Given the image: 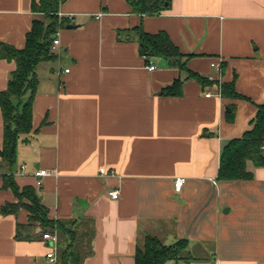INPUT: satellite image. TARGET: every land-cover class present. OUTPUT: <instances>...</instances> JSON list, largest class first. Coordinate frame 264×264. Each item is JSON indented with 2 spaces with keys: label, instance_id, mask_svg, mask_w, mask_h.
I'll return each instance as SVG.
<instances>
[{
  "label": "crops",
  "instance_id": "obj_1",
  "mask_svg": "<svg viewBox=\"0 0 264 264\" xmlns=\"http://www.w3.org/2000/svg\"><path fill=\"white\" fill-rule=\"evenodd\" d=\"M32 2L0 0L1 42L25 46L39 16ZM59 15L67 22L57 58L37 68L33 128L14 165L0 156V264H58L47 253L69 247L70 230L80 264H136L146 235L165 245L186 241L184 256L193 260L165 264H264V167L249 161L251 180L217 179L223 144L249 131L264 103V0H172L157 15L133 12L128 0H64ZM139 27L164 31L190 55L185 70L144 57ZM15 68L0 59V91ZM176 79L182 93L161 95ZM234 80L243 98L219 96ZM3 135L0 109V150ZM39 168L49 171L41 187ZM4 175L35 188L49 219L68 231L43 228L25 208L3 214L18 203ZM114 189L118 199L109 196ZM44 233H56L57 244Z\"/></svg>",
  "mask_w": 264,
  "mask_h": 264
},
{
  "label": "trees",
  "instance_id": "obj_2",
  "mask_svg": "<svg viewBox=\"0 0 264 264\" xmlns=\"http://www.w3.org/2000/svg\"><path fill=\"white\" fill-rule=\"evenodd\" d=\"M64 0H33L32 12L40 17L34 18L31 30L26 34L25 46L16 48L0 41V59L14 61L16 68L11 72L6 90L0 91V109L4 122L3 148L1 158L9 165L16 161L17 146L22 136H27L32 128V106L38 85V66L54 60L57 55L53 51V41L58 30L66 24V19L59 15V8ZM172 0H128L133 12L141 15H157L167 10ZM68 21H70L68 19ZM139 51L146 58H162L170 65L181 70L186 68L184 58L189 56L180 52L169 36L160 31L157 34L145 32L142 27L137 29ZM190 78L202 83L206 79L197 73L189 72ZM221 96L243 98L235 90V80L225 83L220 88ZM182 93V82L176 79L171 86L161 91V95L179 96ZM228 121L234 119V108L226 116ZM264 103L258 106L257 114L252 121V127L242 137L229 140L222 146L218 180H251L253 172L247 169L250 161L256 167H264ZM3 186L11 188L18 198V203L5 205L1 212L12 214L25 208L30 213V220L41 224L54 232L62 234L66 222L53 221L48 217V209L40 200L35 188L31 186L20 188L12 175L3 176ZM27 200L28 202H25ZM69 247L58 252V264H80L72 247L77 241V233L72 230ZM76 240V241H75ZM186 241L179 240L173 245L163 244L157 237L146 235L143 244L137 247L136 264H165L169 261L184 260L190 262L193 258L183 257Z\"/></svg>",
  "mask_w": 264,
  "mask_h": 264
},
{
  "label": "built area",
  "instance_id": "obj_3",
  "mask_svg": "<svg viewBox=\"0 0 264 264\" xmlns=\"http://www.w3.org/2000/svg\"><path fill=\"white\" fill-rule=\"evenodd\" d=\"M69 20L72 22L73 21V17H69ZM60 45V40L58 38V36L54 39L53 41V49L57 48L58 46ZM213 66H215V64H213ZM148 69L150 71H154L156 69V66L154 64H150L148 66ZM66 72H69V70L67 69ZM218 95L220 96L221 93L219 92ZM206 96H210V94H207ZM26 166H22V168H25ZM100 173L101 174H108L109 171H107L105 168H102L100 170ZM34 175L36 177V185L38 187H41L43 185V181H44V178L49 175V171L47 169H42V168H39L37 169L35 172H34ZM185 182V179L184 178H178L175 182V189L176 190H180L183 186ZM109 196L112 198V199H118L119 196H120V191L118 189H114V190H111L109 191ZM43 237L46 239V240H50L53 245L57 244L58 242V235L56 233H44ZM47 258H49L51 261H56V247L52 246L50 248V250L48 251L47 253Z\"/></svg>",
  "mask_w": 264,
  "mask_h": 264
},
{
  "label": "water",
  "instance_id": "obj_4",
  "mask_svg": "<svg viewBox=\"0 0 264 264\" xmlns=\"http://www.w3.org/2000/svg\"><path fill=\"white\" fill-rule=\"evenodd\" d=\"M69 27L74 28L75 26L69 25ZM80 203L82 204V206H85V203L82 200H80Z\"/></svg>",
  "mask_w": 264,
  "mask_h": 264
},
{
  "label": "rangeland",
  "instance_id": "obj_5",
  "mask_svg": "<svg viewBox=\"0 0 264 264\" xmlns=\"http://www.w3.org/2000/svg\"><path fill=\"white\" fill-rule=\"evenodd\" d=\"M38 17H40L41 18V16H38ZM65 235H62V237H64ZM185 254L183 253V257H187V256H184ZM175 261H177V260H175Z\"/></svg>",
  "mask_w": 264,
  "mask_h": 264
}]
</instances>
